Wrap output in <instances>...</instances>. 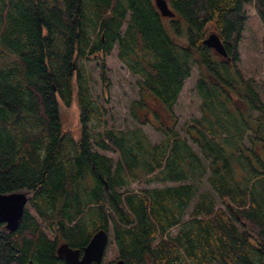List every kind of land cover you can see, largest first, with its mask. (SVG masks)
Returning <instances> with one entry per match:
<instances>
[{
  "label": "trees",
  "instance_id": "1",
  "mask_svg": "<svg viewBox=\"0 0 264 264\" xmlns=\"http://www.w3.org/2000/svg\"><path fill=\"white\" fill-rule=\"evenodd\" d=\"M166 1L173 17L153 0H0V192H26L30 208L15 231L0 223V264H65L58 245L82 251L98 229L125 264H264V100L238 66L250 5L264 76V0ZM209 29L226 56L202 43ZM114 46L137 88L121 129L85 65L105 82ZM194 67L200 116L185 137L174 107ZM74 92L77 139L59 116Z\"/></svg>",
  "mask_w": 264,
  "mask_h": 264
},
{
  "label": "rangeland",
  "instance_id": "2",
  "mask_svg": "<svg viewBox=\"0 0 264 264\" xmlns=\"http://www.w3.org/2000/svg\"><path fill=\"white\" fill-rule=\"evenodd\" d=\"M246 11L248 19L245 23L242 39L239 42L240 60L238 66L242 71L244 77L253 78L256 81L258 90L264 100V84L262 82L264 76L262 72V25L253 6L247 5ZM209 32H213L210 31ZM208 32V33H209ZM207 33V34H208ZM105 76L106 81L101 79V68L99 63L95 60H88L85 62L92 80L91 88L96 101L106 109L105 118L108 127L121 129L124 126H132V119L128 114L129 103L136 98L137 88L135 85V78L129 73L124 64L119 61L116 55V46L105 57ZM197 68L194 67L191 76L184 82L183 88L179 94L177 104L174 107V112L178 117L177 129L180 134L187 137L185 133L186 124L190 120L200 116L199 102L200 99L195 91V82L197 79ZM59 116L61 123V131L70 134L77 139L81 135V126L78 117V107L76 103L75 92L71 102L68 105L60 103ZM145 133L152 142H158L163 138V134L156 131L151 125L143 126ZM196 148L195 144H192ZM198 150V149H197ZM101 151V150H99ZM113 158H116L115 153L101 151ZM154 185H161L156 183L139 185L136 182L131 184L132 189L152 187ZM202 187L208 188L206 183ZM23 192V191H22ZM221 202L218 203L220 205ZM26 208H29L28 204ZM177 228H173V234ZM45 233L50 237H54V233L44 227ZM108 243L105 249L104 257L101 264H111L118 259V250L113 242L111 230H108Z\"/></svg>",
  "mask_w": 264,
  "mask_h": 264
},
{
  "label": "water",
  "instance_id": "3",
  "mask_svg": "<svg viewBox=\"0 0 264 264\" xmlns=\"http://www.w3.org/2000/svg\"><path fill=\"white\" fill-rule=\"evenodd\" d=\"M156 8L162 16L173 17L174 12L169 8L166 0H153ZM207 47L214 49L218 54L226 56L225 48L214 32L207 34L202 40ZM28 204L26 192L16 191L11 193L0 192V223L4 224L8 231H15ZM108 232L104 229L95 231L82 251L61 243L56 249L57 256L64 260L65 264H101L108 243ZM29 264H32L29 262ZM111 264H125L122 259H117Z\"/></svg>",
  "mask_w": 264,
  "mask_h": 264
}]
</instances>
